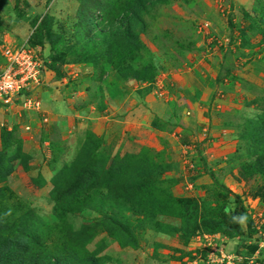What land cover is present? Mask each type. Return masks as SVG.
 <instances>
[{
	"label": "rangeland",
	"instance_id": "1",
	"mask_svg": "<svg viewBox=\"0 0 264 264\" xmlns=\"http://www.w3.org/2000/svg\"><path fill=\"white\" fill-rule=\"evenodd\" d=\"M110 3L0 0V68L4 48L28 39L44 72L40 87L31 89L39 111L23 109L20 98L10 108L0 101V133L11 132L0 138V151L14 161L1 185L54 226L50 194L84 145L96 148L99 169H108L115 156L150 158L167 166L157 177L163 190L194 202L184 206L189 212L161 206L160 195H117L134 174L105 178L103 185V177L88 176L76 198L81 204L62 221L67 230H90L87 251L103 264H220L222 257L229 264H264V176L255 173L257 151L244 126L264 108L258 33L264 0H122L115 14L106 12ZM131 19L142 47L127 61L135 56V69L155 70L144 81L122 76L109 61L121 51L105 36ZM105 39L110 45L102 47ZM109 192L125 199L102 204ZM234 194L245 208L244 233H209L214 213L224 205L233 209ZM112 213L123 230L106 219ZM204 236L214 246L205 247Z\"/></svg>",
	"mask_w": 264,
	"mask_h": 264
},
{
	"label": "trees",
	"instance_id": "2",
	"mask_svg": "<svg viewBox=\"0 0 264 264\" xmlns=\"http://www.w3.org/2000/svg\"><path fill=\"white\" fill-rule=\"evenodd\" d=\"M95 1L97 0H89L90 3ZM118 1L121 2L122 0H112V3L108 4L106 12L119 13L116 6ZM144 1L151 4L154 0H134V3H143ZM101 2L102 0H98L99 7L101 6ZM158 2L169 3L170 0H158ZM81 8H84V6ZM261 9L262 17L259 22L261 25L258 28V33L264 38V6ZM131 17L134 18V16ZM134 22V19L127 20L121 32H119L121 29L119 25L111 33L112 36L110 34L105 36L114 37L116 46L121 51L119 57H114L115 54L111 53L109 61H111L110 65L113 69L124 72L122 76L144 81L151 79L155 70L150 72L151 69H135V56H130L127 61L129 53L131 55V52L142 47L139 38L133 32L135 28ZM105 45L109 46L110 41L107 39L103 40L101 46ZM125 63L128 64L125 65ZM260 100L261 103H264V90L261 91ZM255 103L260 105L259 101ZM244 126L246 127L247 134L251 135L253 147L257 151L254 164L255 173L264 176V108L260 110L259 115L253 119L246 120ZM5 135L9 136L11 132L6 129L1 130V140ZM93 137L95 136L93 135ZM95 153H97L96 148L89 147V144L84 145L78 152L75 161L66 169L64 174H61L59 181L64 179L63 184L65 185L62 182L54 184L55 189H52L53 192L50 196L54 202V212L59 223L54 226H48L31 208L25 206V204L15 197L9 187L1 185L13 171L14 166L12 163L14 161L5 160L2 151H0V264H103L97 258L96 253H91L85 248L91 239L90 230L84 228L78 232L71 231L67 230L68 227L65 223H62L65 211L66 213H73L75 212V208L81 204L76 198L84 193L88 187L84 185L85 179L88 176L96 177L98 174L97 179L100 176L101 178L103 177V179L100 178L103 185L106 183L105 178L114 180V178L117 179L116 176L121 178L122 174H134V176L126 177L123 180V183L129 184L125 187L120 186L119 190H115L117 195L121 192L127 194L130 190L132 192L136 191L138 197L142 196L143 198H153L156 195H160L162 196L161 206L171 204L172 208L179 210L181 216L183 212H189V209H186L184 206L188 204L193 205L194 202L173 198L167 190H163L162 185L164 182L157 179V177L160 178V175L168 171H166V165L164 167L153 159H145V157L141 158L140 162H136L134 161V157L137 158L135 155H126L127 157L125 158L115 156L108 169H105V167L99 169L100 166L96 164ZM129 179H132V181H129ZM167 182L171 183L168 180ZM105 185L107 186V184ZM228 191L230 192V190ZM120 195L113 198V196L110 197L109 192V195L104 198V202L101 200V203L104 204L106 202L117 205V200L125 199ZM195 205L197 206L196 203ZM168 213H171L172 216L174 214L172 209L166 210V208H161L160 214L168 215ZM112 214L113 216L107 215L106 219L115 227L122 229L121 223L114 217L116 215ZM244 217L245 208L239 196L234 194L233 209L224 205L215 212L212 218L215 222L212 224V230L208 232L216 233L221 231L220 229L222 228L225 230V233L232 232L235 236H241L244 231L240 223L244 220ZM108 231L112 233V231ZM81 232L84 234L82 238L79 237Z\"/></svg>",
	"mask_w": 264,
	"mask_h": 264
},
{
	"label": "built area",
	"instance_id": "3",
	"mask_svg": "<svg viewBox=\"0 0 264 264\" xmlns=\"http://www.w3.org/2000/svg\"><path fill=\"white\" fill-rule=\"evenodd\" d=\"M2 55L4 63L0 68V101L10 108L15 99L20 98L23 109L39 111L40 102L32 98L31 89L40 87L43 82V63L29 45L28 39L4 48ZM224 261L222 257L219 263L223 264ZM225 262L229 264V261Z\"/></svg>",
	"mask_w": 264,
	"mask_h": 264
},
{
	"label": "crops",
	"instance_id": "4",
	"mask_svg": "<svg viewBox=\"0 0 264 264\" xmlns=\"http://www.w3.org/2000/svg\"><path fill=\"white\" fill-rule=\"evenodd\" d=\"M144 111H143V120H146V119H149V115H148V113L150 114V112L148 111V110H146V109H143ZM206 237L207 236H204V246L205 247H209V246H214L213 245V242L210 240L211 239V236H208L207 237V240H206ZM195 240H196V242H200V244H198V247H199V245H201L202 246V244H203V241L201 240V237H196L195 238Z\"/></svg>",
	"mask_w": 264,
	"mask_h": 264
}]
</instances>
